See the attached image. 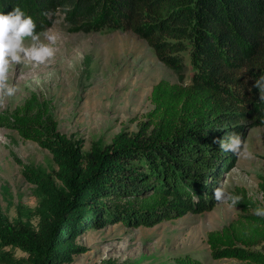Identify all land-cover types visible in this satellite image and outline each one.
Segmentation results:
<instances>
[{"label":"trees","instance_id":"16d2710c","mask_svg":"<svg viewBox=\"0 0 264 264\" xmlns=\"http://www.w3.org/2000/svg\"><path fill=\"white\" fill-rule=\"evenodd\" d=\"M16 4L37 20V31L58 9L79 29L131 30L177 71L178 82L153 86V108L137 130L88 151L58 130L50 103L36 94L0 111V127L49 150L58 167L56 182L32 174L41 187L36 229L0 218V264H21L7 245L27 252L29 264H64L79 249L78 234L91 227L154 226L212 209L216 182L234 157L214 139L264 121L252 87L264 74V0H0L9 11ZM238 196L237 219L207 235L211 255L264 264V218L253 214L260 205Z\"/></svg>","mask_w":264,"mask_h":264},{"label":"rangeland","instance_id":"374dc122","mask_svg":"<svg viewBox=\"0 0 264 264\" xmlns=\"http://www.w3.org/2000/svg\"><path fill=\"white\" fill-rule=\"evenodd\" d=\"M0 12L9 10L0 6ZM53 13L50 24L40 31L51 30L58 37L54 58L40 66L12 65L9 82L19 90L5 98L0 111H13L36 94L50 103L58 130L81 142L83 151L94 142L110 143L122 131L137 130L153 108V86L160 80L178 82L177 71L161 62L131 30H83L68 23L60 9ZM186 61L189 81L191 69ZM242 137L254 158L234 156L220 180H226V190L233 195L264 206V121L247 126ZM57 168L49 150L12 128L0 127V218L36 229L41 187L32 174L56 182ZM240 213L241 208L230 202H216L210 210L189 212L154 226L117 222L91 227L78 234L74 244L79 249L64 264H180L179 260L188 264L186 258L193 264H250L213 258L207 242L210 231L228 225ZM260 248L264 251V244ZM4 249L21 264H29L28 253L21 248L7 245Z\"/></svg>","mask_w":264,"mask_h":264},{"label":"clouds","instance_id":"9594fccd","mask_svg":"<svg viewBox=\"0 0 264 264\" xmlns=\"http://www.w3.org/2000/svg\"><path fill=\"white\" fill-rule=\"evenodd\" d=\"M57 40L58 37L51 34V30L38 32L35 20L19 6L9 12H0V106H3L5 98L15 96L19 90L18 85L9 82L12 65L40 66L48 63L56 54L53 45ZM252 87L258 93L259 101L264 103V74L253 80ZM213 143L218 144L223 152L232 153L238 160L254 158L239 132H227L223 139H214ZM214 198L217 203L230 202L233 207L242 199L226 190V180H217ZM253 214L264 218V206H257Z\"/></svg>","mask_w":264,"mask_h":264}]
</instances>
